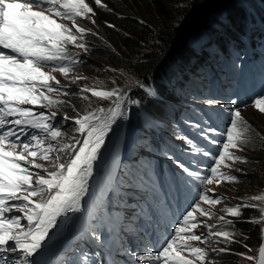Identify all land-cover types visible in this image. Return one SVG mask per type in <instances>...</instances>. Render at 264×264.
<instances>
[{"label": "snow or ice", "instance_id": "snow-or-ice-1", "mask_svg": "<svg viewBox=\"0 0 264 264\" xmlns=\"http://www.w3.org/2000/svg\"><path fill=\"white\" fill-rule=\"evenodd\" d=\"M93 3L95 7L88 0H0V264H42L41 257L60 245L61 227L72 228L74 220L80 222L78 242L58 249L55 264H108L86 246L108 247L114 234L117 252L131 257L128 264H223L216 259L221 255L251 262L253 255L232 251L243 235L236 223L259 226L258 264H264V195L251 196V203L225 205L217 215L211 209L230 198L208 187L238 182L233 171L242 169L234 166L248 162L237 154L254 142L242 115L248 105L207 98L203 103L218 110L224 127L208 120L185 122L192 132L177 139L191 158L173 159L196 195L168 225L172 205L161 199L166 194L157 173L147 162L124 165L119 145L112 141L119 123L129 117V106L139 107L141 100L132 99V89L119 87L115 79L112 87L102 80L89 86L81 83L85 76L74 74L91 50L88 37L98 36L81 21L96 25L97 8L108 9L105 0ZM57 73L68 83L62 84ZM135 86L148 98L156 96L139 80ZM74 101L87 106L79 109ZM252 103L264 114V95ZM69 122L70 137L64 128ZM151 127L149 121L145 131ZM256 137L264 139L259 133ZM201 157L209 164L202 166ZM246 209L258 211V217L242 219ZM161 228L168 229L163 238ZM124 236L135 247H125ZM145 238L151 247L144 245Z\"/></svg>", "mask_w": 264, "mask_h": 264}, {"label": "trees", "instance_id": "trees-1", "mask_svg": "<svg viewBox=\"0 0 264 264\" xmlns=\"http://www.w3.org/2000/svg\"><path fill=\"white\" fill-rule=\"evenodd\" d=\"M111 7L105 9L103 29L96 32L99 36L91 37V55L100 64V69L107 67L122 69L126 74L134 79L130 85H117L121 88H131V97L141 100V105L146 110L157 117L164 118L162 106L168 104L166 115L173 116L175 109L168 102H173L177 107L187 104L183 99L165 89L162 85H157L160 90L161 98H148L143 91L135 86V81L148 83L152 78L157 82L163 79L168 70L181 60L187 59L191 54V48L186 47V39L196 35L201 29L204 31L212 30L215 22L210 21L214 15L221 11H227L231 24L241 31L240 26H236L234 14L243 13L241 7H236L237 0H113ZM264 1V0H263ZM99 12V10H98ZM239 20V19H238ZM105 21L116 25L115 29L108 28ZM143 21V23H140ZM196 30V31H195ZM195 31L194 33H192ZM181 37V38H180ZM179 56V57H178ZM96 61V62H97ZM83 67L92 68L94 61L85 59ZM95 68V67H94ZM106 73V84L112 87L111 77ZM115 75V73H114ZM77 103V107L80 106ZM69 113L70 110L67 109ZM264 136V131L261 134ZM259 145V146H258ZM261 164L264 165V147L258 144ZM251 210H245L244 218H250ZM237 225V224H236ZM243 235H247L254 243L261 244L260 231L250 223L238 224ZM241 243L243 240L238 239ZM253 242V241H252ZM232 251L241 252L240 244H235ZM223 257V255H221ZM235 255H224L225 264H235Z\"/></svg>", "mask_w": 264, "mask_h": 264}, {"label": "rangeland", "instance_id": "rangeland-1", "mask_svg": "<svg viewBox=\"0 0 264 264\" xmlns=\"http://www.w3.org/2000/svg\"><path fill=\"white\" fill-rule=\"evenodd\" d=\"M88 1H90L92 4H94L93 0H88ZM105 2L108 4V7H111L112 3L114 1L113 0H105ZM243 2H244V6H245L244 12L246 15H248L252 12H260L261 11L256 0H243ZM97 9H99V8H97ZM104 11H105V9H99V12H97V17H96L97 24L96 25H92L91 23H89L87 21L86 27L94 28V29H100V30L103 29L102 28L103 21L101 23L100 20L104 19V17H105ZM211 20H214V21H217V20L221 21L222 20L223 21V19L217 15H214L210 19V21ZM223 25H224V21L219 26L221 27ZM226 25L228 27V30H231V29H229V27H230L229 21L226 23ZM259 32H264V25H259ZM200 34H197V35L189 38L188 43L190 45H192V42L195 39H197ZM91 46H92V44H90V47ZM261 47L264 48V39L261 41ZM88 58H89L88 61H90V62L94 61L95 66H93L92 68H85V67L80 68V67H78L77 69H75V72H74V74H81V75L86 77V79L81 82L82 84H87L89 86H92L94 84H97L98 81L102 80V81H105L104 86L108 87V85L106 84V80H107L106 73L107 72H105V71H108V74L111 77V79H115L121 85H130V83L134 82V79L132 77L122 73L123 72L122 69L117 68L118 71L113 72V71L107 70V67H106L105 69L101 70L100 67H102V66H100L99 62L97 60H95V58L92 55L88 56ZM114 73H115V75H114ZM56 75L59 79H61L62 84L68 83V81H66L63 77H60V75L58 73ZM195 90L196 89H191V91H195ZM78 104L81 106L80 107L81 109H83L84 107L87 106V102H78ZM95 106H97V105L94 104L93 107H95ZM246 110L247 111L245 112V119L247 120L248 124L251 126V128L253 130L252 134L254 137V142L252 144L248 145L245 151L238 152L237 154L248 157V162L247 163L238 162L235 164V166H234L235 169H242V172L233 171V174H235L239 177L238 182H231V183L223 182L219 186H216L215 184L208 186L210 188H214L216 193L230 198L228 200L223 201L221 203V205L217 206L216 208L211 209L217 215L223 214L220 211V209H222L225 205L234 206L236 203H251L252 202L250 200L251 196L257 195V194L264 195V165L261 164V159L259 158L258 150H256L258 144L264 146V139H260V138L258 139L256 137V133H259L261 135L264 131V114L259 113L258 110L255 109L253 104L250 107H248ZM123 122L124 121H121L119 123V126L116 129V132L114 134V144L119 145V153L120 154L123 153V151H124V143H126V145L130 144L128 142V139L130 136H128V130L123 128ZM158 123H161V122L158 120ZM147 124H148V122L145 123V125H147ZM72 127L73 126L70 125L68 128H66V132L68 133L69 137L74 134L72 131ZM168 132H169V130H168ZM164 133H167V131ZM151 134L152 135L150 138H148L144 135L140 136L141 145L144 148H149V147L157 148V147H159V144L155 140V134H153V132ZM157 138L159 140H165V142L167 141V136H166V139H164L163 136H157ZM168 140L171 142L179 141V139H173L172 135H170V137H168ZM160 146H162V145H160ZM140 151H142V150H140ZM142 161H143V158L139 157L138 160H135L132 162L140 163ZM204 206L209 207L208 205H204ZM248 210H251V209H248ZM251 213H252L251 217H258V215H259L258 211H256V210H251ZM244 214H245V211L243 213L242 219H244ZM211 222H214V221H211ZM236 224L237 225H235V229L238 230L240 233H242L241 229L238 226V224H240V223H236ZM254 227L259 229V231H260L259 226H254ZM201 231H203V229H201ZM243 236H247V235H242V236L237 237V239H241L244 242V243H241V242L237 243L238 245L240 244V248H241L240 253H246L248 255H253L257 259L260 245L257 246L254 243L255 239L251 240L252 236L250 238H248L247 240H245L243 238ZM244 244L248 245V248L243 247ZM221 246H223V245H221ZM233 246H235V245H233ZM249 249H251V251H249ZM216 259L221 260L223 262V264H225V262H226V261L224 262V255H223V257L218 256V257H216ZM256 259H254L251 262L241 261V258L237 256V259L235 258V264H256L255 263Z\"/></svg>", "mask_w": 264, "mask_h": 264}, {"label": "bare ground", "instance_id": "bare-ground-1", "mask_svg": "<svg viewBox=\"0 0 264 264\" xmlns=\"http://www.w3.org/2000/svg\"><path fill=\"white\" fill-rule=\"evenodd\" d=\"M181 38V37H180ZM179 57V56H178ZM151 140V139H150ZM157 147V146H156ZM71 240H67L66 242H70ZM111 255V254H110ZM109 255V258H112V257H114V255L113 256H110ZM49 260V258L48 257H45V258H43V261H48Z\"/></svg>", "mask_w": 264, "mask_h": 264}, {"label": "water", "instance_id": "water-1", "mask_svg": "<svg viewBox=\"0 0 264 264\" xmlns=\"http://www.w3.org/2000/svg\"><path fill=\"white\" fill-rule=\"evenodd\" d=\"M196 31V30H195ZM195 31H193L192 33H194ZM261 243H262V241H261ZM261 245V244H260ZM258 257H259V253H258ZM256 264H258V259H257V261H256Z\"/></svg>", "mask_w": 264, "mask_h": 264}]
</instances>
